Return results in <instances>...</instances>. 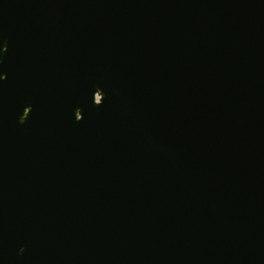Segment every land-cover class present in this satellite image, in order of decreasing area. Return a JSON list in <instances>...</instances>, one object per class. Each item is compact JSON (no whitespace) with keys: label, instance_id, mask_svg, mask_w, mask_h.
<instances>
[{"label":"water","instance_id":"95a60500","mask_svg":"<svg viewBox=\"0 0 264 264\" xmlns=\"http://www.w3.org/2000/svg\"><path fill=\"white\" fill-rule=\"evenodd\" d=\"M0 264H264V0H0Z\"/></svg>","mask_w":264,"mask_h":264}]
</instances>
